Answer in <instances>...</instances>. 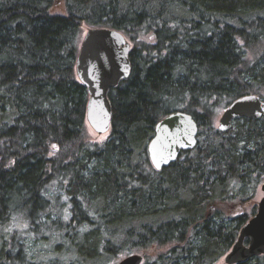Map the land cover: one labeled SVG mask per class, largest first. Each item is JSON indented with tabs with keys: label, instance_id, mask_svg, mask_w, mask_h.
Instances as JSON below:
<instances>
[{
	"label": "trees",
	"instance_id": "trees-1",
	"mask_svg": "<svg viewBox=\"0 0 264 264\" xmlns=\"http://www.w3.org/2000/svg\"><path fill=\"white\" fill-rule=\"evenodd\" d=\"M83 25L130 44L101 143L75 73ZM246 95L264 101V0H0V264H219L255 214L223 209L264 182V117L216 127ZM173 112L198 142L155 170L148 143Z\"/></svg>",
	"mask_w": 264,
	"mask_h": 264
},
{
	"label": "water",
	"instance_id": "water-1",
	"mask_svg": "<svg viewBox=\"0 0 264 264\" xmlns=\"http://www.w3.org/2000/svg\"><path fill=\"white\" fill-rule=\"evenodd\" d=\"M130 44L117 30L89 28L81 38L75 61L78 81L85 87L88 100L86 124L97 134L110 131L112 110L108 91L127 79L131 71ZM264 117V101L255 95L234 100L220 114L217 130L227 131L235 118L259 119ZM198 127L193 118L182 112H173L158 121L147 152L155 170L175 163L182 152L195 147ZM263 194L257 211L239 230L237 239L223 257L224 264H242L253 257L264 255V182ZM143 257L133 254L117 264H142Z\"/></svg>",
	"mask_w": 264,
	"mask_h": 264
},
{
	"label": "rangeland",
	"instance_id": "rangeland-1",
	"mask_svg": "<svg viewBox=\"0 0 264 264\" xmlns=\"http://www.w3.org/2000/svg\"><path fill=\"white\" fill-rule=\"evenodd\" d=\"M88 29H89V27H87L85 25L82 26L81 38L85 35V33L87 32ZM217 125H218V119H217V122H216V127H217ZM86 126H87V132H88V135H89V139H90L91 142H93V143H101L103 140H105L107 138L108 133L100 135V134H97L95 131H93L91 129V127H89L87 124H86ZM260 198H261V193H260V190H259V193L254 197V199H252V201H250V202H247L244 206H242L240 203H233L231 205L229 204L228 207L226 206L223 210L228 215H231V214L235 215L237 212H244L246 214H249L251 206L255 205L256 202H258L260 200ZM222 205L223 204H216L217 208H220V209H222ZM29 242H32V241L30 240ZM46 251H47V246L45 245L44 242H41V243H38V244L31 243V245H30V252L31 253L36 252V253H39V255L45 256ZM139 255H141L142 257L144 256L143 254H139ZM143 261H144V259H143ZM219 264H224L223 263V259H221Z\"/></svg>",
	"mask_w": 264,
	"mask_h": 264
},
{
	"label": "flooded vegetation",
	"instance_id": "flooded-vegetation-1",
	"mask_svg": "<svg viewBox=\"0 0 264 264\" xmlns=\"http://www.w3.org/2000/svg\"><path fill=\"white\" fill-rule=\"evenodd\" d=\"M259 190H260V189H259ZM260 193H261V192H260ZM262 196H263V194L261 193V198H262ZM261 198H260V199H261ZM257 204H258V202H256V204H255V213H256V211H257ZM250 218H251V217H250ZM248 220H249V219H248ZM247 222H248V221H247ZM247 222H246V223H247ZM246 223H245V224H246ZM245 224H244V225H245ZM244 225H243V226H244ZM243 226H242V227H243ZM242 227H241V228H242ZM241 228H240V229H241Z\"/></svg>",
	"mask_w": 264,
	"mask_h": 264
},
{
	"label": "bare ground",
	"instance_id": "bare-ground-1",
	"mask_svg": "<svg viewBox=\"0 0 264 264\" xmlns=\"http://www.w3.org/2000/svg\"><path fill=\"white\" fill-rule=\"evenodd\" d=\"M196 140H197V142H198V135H197V137H196ZM196 145H197V143H196ZM196 145H195V147H196ZM195 147H194V148H195ZM194 148H193V149H194ZM191 150H192V149H191ZM189 151H190V150H189Z\"/></svg>",
	"mask_w": 264,
	"mask_h": 264
}]
</instances>
